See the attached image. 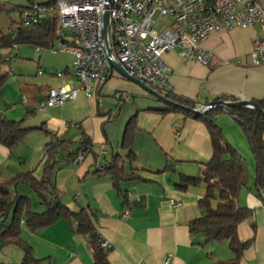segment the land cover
Returning <instances> with one entry per match:
<instances>
[{
    "label": "crops",
    "instance_id": "crops-1",
    "mask_svg": "<svg viewBox=\"0 0 264 264\" xmlns=\"http://www.w3.org/2000/svg\"><path fill=\"white\" fill-rule=\"evenodd\" d=\"M260 32L258 26L215 32L203 43L215 52L208 66L185 59L177 49L166 51L163 58L170 73L172 94L191 100L197 106L218 99H264V63L254 65L250 57L253 39ZM6 34L8 33L1 34L0 44L2 36ZM40 50L41 48L37 51ZM16 55L17 53L15 58ZM63 72L65 74L61 77L50 75L56 77L53 78V84L24 85L21 103L27 110L38 109L35 106L37 97L40 94V99L43 98L50 86H79L75 84L77 78L72 75V69L66 67ZM46 73L45 70L42 74ZM12 74H7L6 79ZM92 84L94 88L90 97L84 90H80L76 99L64 104L76 102L81 93L86 98H91L93 92L101 93L106 90L107 81ZM24 97L26 103L23 102ZM127 97L128 92L126 97L120 94L122 102ZM155 98L156 100L141 95L135 98L130 108L122 107L117 118L119 127L114 129L117 134L112 135L109 131L108 138L100 142L101 145H111L110 151L104 147L102 156H98L99 149L95 145L96 140L88 120L64 123L62 132L70 127L81 129L79 146L83 143L88 145L86 136L90 140L88 147L92 146V150L87 148L86 153L91 151L94 156L85 164V153V158L77 163L74 150L79 146L70 151L69 161L78 167L65 178L67 186L72 182L75 186L68 197L64 196V191L58 187V174L55 188L61 200L71 209L85 208L92 213L101 241L106 240L111 245L105 248L110 264H212L214 258L210 245L215 242L206 243L204 233L191 234L189 231V223L205 214L199 200L205 195L206 185L199 183L187 189L178 187L183 176L203 178L205 164L213 152L210 134L203 121L182 111L161 112L160 109H167V104L157 96ZM3 101L5 98L0 95V108ZM1 116L5 117L4 110ZM130 121L135 161L130 160L128 149L123 145ZM216 121L225 138L243 160L244 184L240 190L239 204L250 208L251 214L238 228L240 239L249 242L243 252L241 264H264V198L259 194L255 182L257 159L253 147L237 115L220 110ZM124 122L125 132L119 146V128ZM61 134L58 133L57 139L61 138L62 147L68 149L74 140L63 139ZM119 147L127 151L125 156L118 152ZM11 154L12 148L0 143V172ZM115 155H118L117 159L129 174L120 184L128 193L126 206L115 187L112 175L106 170L96 171L106 161H112ZM35 175L41 178L43 174ZM124 210L129 212L126 217L122 215ZM6 219L0 217V221ZM23 238L30 244L36 259L30 264H95L90 237L76 231L73 219L60 217L39 230L26 232ZM5 251L6 247L0 242V258H4L0 259V264H18L19 258L13 259ZM231 251L229 259L235 255ZM170 254L172 258L167 263Z\"/></svg>",
    "mask_w": 264,
    "mask_h": 264
},
{
    "label": "built area",
    "instance_id": "built-area-1",
    "mask_svg": "<svg viewBox=\"0 0 264 264\" xmlns=\"http://www.w3.org/2000/svg\"><path fill=\"white\" fill-rule=\"evenodd\" d=\"M20 15V21H13L9 27L12 43L0 44V76L13 73L11 63L20 47L16 39L21 29L53 26L56 22L57 38L49 49L73 56L72 75L79 81L78 87L50 86L35 104L40 110L76 99L80 90L90 97L92 83H104L115 71H111L110 58L117 60L130 76L162 93H171L173 85L164 53L177 49L185 59L208 66L215 52L203 43L221 30L260 27L250 57L254 65L264 63V0H28L20 8ZM164 16L170 21L158 29ZM50 72L58 77L65 74L54 69ZM121 95L126 97L127 92ZM23 102H27L25 97ZM207 108L204 104L195 109ZM104 152L102 147L98 156ZM85 153L79 152L75 162H81ZM261 194L264 198V190ZM128 214V210L122 213L125 217ZM101 244L104 248L111 246L106 240ZM171 258L170 254L166 262Z\"/></svg>",
    "mask_w": 264,
    "mask_h": 264
},
{
    "label": "trees",
    "instance_id": "trees-1",
    "mask_svg": "<svg viewBox=\"0 0 264 264\" xmlns=\"http://www.w3.org/2000/svg\"><path fill=\"white\" fill-rule=\"evenodd\" d=\"M1 8V6H0ZM56 22L45 24L36 28L21 29L18 38L20 43L30 42L33 44H45L52 46L57 38ZM9 34L2 36L4 46L12 43ZM7 74L0 76V86L5 82ZM161 92V91H160ZM172 102L165 101L167 109H160L161 112L182 111L188 116L203 121L212 141V156L205 164L203 178L183 176L178 187L187 189L192 185L205 183V195L199 200V204L205 209V214L193 219L189 223L191 234L204 233L206 243L210 241L227 240L234 252V257L227 260H218L212 264H241L243 252L249 242L239 237V224L251 214V209L239 204V194L244 184V166L241 155L225 138L221 126L216 121V116L221 107H215L206 113H200L194 109L197 105L188 99L175 96L171 93H164ZM264 108V99L258 101ZM230 113L237 115V118L247 133L253 147L256 159L255 182L259 194L264 190V117L255 109L248 107H234ZM132 121V120H131ZM131 121L126 127L123 145L128 149V157L134 160L133 137L130 128ZM29 128L23 127L21 121H15L0 115V143L12 148L18 142L24 140ZM86 142L90 140L86 138ZM89 143H87L89 145ZM85 143L74 150L78 154L81 151L92 150ZM58 144H49L47 150L57 147ZM75 154V155H76ZM115 155L112 161H106L96 171L106 170L109 172L119 191L125 206L128 204V193L121 188V181L127 179L129 174L125 171L121 161ZM54 164L47 165L41 178H37L32 171L19 172L7 180L0 179V217L7 218L12 214L10 223L0 224V242L4 246L9 243L20 245L24 250L23 261L19 264H30L36 259L33 257L32 248L21 236L22 223L35 231L54 223L60 217L73 219L76 222V231L89 235L92 251L95 257V264H110L107 250L101 244L99 232L95 227L93 215L85 208L73 210L67 206L55 188L51 177L54 172ZM25 183L34 188L44 199L45 210L36 212L31 209V202L28 196L14 192L18 184ZM52 188V189H51ZM50 193L47 198L45 192ZM217 203L214 204V201Z\"/></svg>",
    "mask_w": 264,
    "mask_h": 264
},
{
    "label": "rangeland",
    "instance_id": "rangeland-1",
    "mask_svg": "<svg viewBox=\"0 0 264 264\" xmlns=\"http://www.w3.org/2000/svg\"><path fill=\"white\" fill-rule=\"evenodd\" d=\"M26 4H28V0H0V37L1 34L9 32V27L13 21H20V8ZM169 21L170 17L164 16L161 19V24L158 29H161ZM37 46H40V51L36 50ZM15 53H17L16 58L11 63L13 74L0 86V88L2 87L0 95L5 98L0 110H4V116L6 118L21 121L22 126L29 128V130L24 140L12 147V154L9 161L3 165L2 172H0V179L7 180L19 172L27 171H32L34 175L37 173L43 174L47 165L54 164L55 168L51 179L55 183V178L59 174L58 187L64 191V196L68 197L75 185L72 182L67 186L65 176L69 172L72 173L78 167L75 163L70 162L68 157L69 152L80 145L81 129L78 130L76 127H70L62 132L64 123L88 120L90 122L89 127L96 140L95 145H97V149L100 150L102 147H107L108 151H110V144L101 145L100 142L108 138L109 131L112 135L117 134V132H114V129L119 127L120 122L117 118L121 114L122 107L126 106L127 109L130 108L135 98H139L141 95L155 100L156 98L152 93L143 89L137 83L114 71L113 75L107 80L106 90L98 94L93 92L91 98H86L84 93H81L76 102L48 107L45 110H34L33 108L27 110L21 103L24 85L42 86L53 84V78L56 77L50 76V70L64 71L66 67L72 69L73 56L66 52H53L47 48V45L42 43L39 45L21 43L20 48L15 50ZM40 70H46L47 73L40 75ZM75 84L78 86L79 81L76 80ZM122 91L129 93V97L123 102L120 98ZM37 99H42H40V94ZM124 126L125 122L119 128V146L121 145L125 132ZM60 132L62 133L61 137L63 139L70 138L74 140V143L68 149L62 147L61 138L57 139V135ZM55 143L58 144L57 147L47 150L49 144L56 145ZM118 152L125 156L127 151L120 148ZM93 156V152L91 151L86 153L85 164L91 161ZM14 192L28 196L33 211L41 212L45 210L46 205L43 197L30 185L20 183L14 189ZM45 195L47 198L51 196L48 191L45 192ZM216 203L217 200L214 201V204ZM11 220L12 214L8 215L4 223L8 224ZM2 223L3 221H0V224ZM30 230L27 224L22 223L20 236L23 238L25 233L30 232ZM214 242L210 245L214 262L219 259H229V255L232 253L229 242L227 240ZM3 247H6L5 252L7 255L13 259L19 258L17 260L19 261L18 264L23 261L24 250L20 245L9 243ZM1 255L2 253H0V257Z\"/></svg>",
    "mask_w": 264,
    "mask_h": 264
},
{
    "label": "water",
    "instance_id": "water-1",
    "mask_svg": "<svg viewBox=\"0 0 264 264\" xmlns=\"http://www.w3.org/2000/svg\"><path fill=\"white\" fill-rule=\"evenodd\" d=\"M108 19H109L108 11H106L105 14H104L105 33H107ZM109 64H110V67H111V71L113 69H115L119 74H121L122 76L128 78L129 80L134 81L135 83L139 84L142 88H144L145 90L149 91L153 95L157 96L161 100L169 101V102L173 103V100L168 98L166 95H164L160 91H158L155 88L151 87L150 85L144 83L143 81L139 80L138 78H135V77L130 76L129 74H127V72L123 69L121 64L117 60H115L114 58H110L109 59ZM205 105H208L209 108H207V109H205L203 111H201L199 109H194V110L197 111V112H200V113H206L211 108L221 107L224 110H227L228 112H230V109L234 108V107H248V108L255 109L257 112H259V114H261L264 117V108L256 100L241 99V100L230 101V100L218 99V100H215L213 102L207 103Z\"/></svg>",
    "mask_w": 264,
    "mask_h": 264
}]
</instances>
